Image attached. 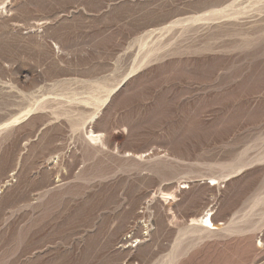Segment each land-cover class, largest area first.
<instances>
[{"label":"rangeland","instance_id":"374dc122","mask_svg":"<svg viewBox=\"0 0 264 264\" xmlns=\"http://www.w3.org/2000/svg\"><path fill=\"white\" fill-rule=\"evenodd\" d=\"M1 6L0 264H264V0Z\"/></svg>","mask_w":264,"mask_h":264},{"label":"bare ground","instance_id":"6f19581e","mask_svg":"<svg viewBox=\"0 0 264 264\" xmlns=\"http://www.w3.org/2000/svg\"><path fill=\"white\" fill-rule=\"evenodd\" d=\"M4 5V4H3ZM2 7V6H1ZM3 10H5V8H0V15L3 13ZM8 13V12H7ZM28 112V111H27ZM26 112V113H27ZM16 119V118H15ZM17 120V119H16ZM13 122V121H12ZM16 122V121H15ZM15 122H13V123H15ZM9 124V123H8ZM10 125H11V123H10ZM8 126V125H7ZM6 127V126H5ZM92 134V133H91ZM90 136H93V140L94 139H97L98 141H99V135L98 134H95V135H90ZM211 186H213L214 184H210ZM183 188V187H182ZM212 214L211 213H209V211L208 212H205V214L202 216V217H200L199 219H193V220H191V224H192V226L193 225H196V226H199L200 227V230L201 229H204L205 231H207V232H210V231H213V230H215V229H217V227L212 223ZM190 224V225H191ZM125 241H127L126 239H125ZM129 243V242H128Z\"/></svg>","mask_w":264,"mask_h":264}]
</instances>
